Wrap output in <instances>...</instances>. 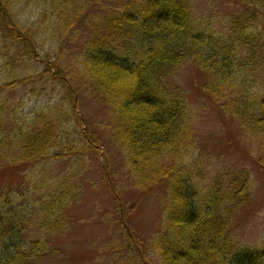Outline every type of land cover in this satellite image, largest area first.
<instances>
[{"label":"trees","instance_id":"1","mask_svg":"<svg viewBox=\"0 0 264 264\" xmlns=\"http://www.w3.org/2000/svg\"><path fill=\"white\" fill-rule=\"evenodd\" d=\"M193 1L0 0V24L14 41L1 56L13 69L31 60L46 66L41 77L58 80L65 93L27 125L18 122L16 109L0 104V168L76 161L100 146L97 130L79 132L84 121L75 105L83 91L107 111L102 134L119 148L134 187L148 198L162 193V229L142 251H154L160 264H264V240L244 247L231 233L237 213L252 201L250 172L229 168L209 188H198L197 159H188L195 117L171 82L187 62L197 66L206 76V95L256 144L264 171V0H238L242 11L224 34L196 16ZM25 13L38 28L22 25ZM81 36L80 54L66 61L68 46ZM49 40L52 50L45 54ZM23 75L7 74L3 85L15 81L0 90L38 81L37 74ZM70 124L78 142L70 138ZM70 185L71 178L55 181L48 192H58L36 207L14 198L0 206V264H34L57 252L50 239L67 230L66 209L78 193ZM31 207L38 210L35 227L49 236L27 242Z\"/></svg>","mask_w":264,"mask_h":264},{"label":"rangeland","instance_id":"2","mask_svg":"<svg viewBox=\"0 0 264 264\" xmlns=\"http://www.w3.org/2000/svg\"><path fill=\"white\" fill-rule=\"evenodd\" d=\"M193 4L196 16L219 34L229 32V21L242 11L238 0H194ZM20 22L28 29L35 21L25 13L20 16ZM5 31L0 24V89L15 81L10 78L3 85L7 74H24L22 80L37 74L38 81L26 82L14 92L8 88L0 90V104H9L12 110L16 109L18 122L27 125L34 119L32 116L36 111L57 104L65 93L58 80L51 79L50 75L41 77L46 66L32 60L27 65L19 62L14 69L8 65L9 58L1 56V50L10 51L5 47L13 45L14 41ZM82 39L81 36L78 44L68 46L66 61L80 54ZM51 42L49 40L44 45L45 54L52 50ZM17 52L22 58L23 53ZM57 72L52 66V74ZM205 81V74L189 62L181 66L171 79L185 93L195 117V148L188 157L197 159L192 174L202 190L209 188L223 170L236 168L250 172L252 201L237 213L231 224V233L242 246L256 247L264 240V171L257 163L259 152L256 144L242 134L236 121L225 115L206 95L203 90ZM71 86L74 90V85ZM75 107L84 121L79 132H85L90 126L97 130L103 143L95 150L86 151L76 161L62 159L47 165L0 168V206L14 198L18 205L23 201L28 208L36 207L58 192V189L48 192L54 188L55 181L71 178L70 186L78 193L66 209L67 230L50 239L57 252L34 264H160L154 251L144 252L141 248H145L162 229V193L158 195L157 191L155 196L148 198L134 187L119 148L102 134L105 131L102 126L109 117L99 100L82 91ZM7 127L11 128V125ZM66 128L70 138L78 142L75 126L70 124ZM33 209L30 208L29 220L26 219V225H30L24 237L27 242L43 240V236L48 235L35 227L33 220L37 218L38 210Z\"/></svg>","mask_w":264,"mask_h":264}]
</instances>
